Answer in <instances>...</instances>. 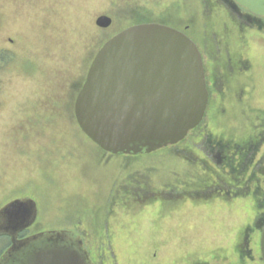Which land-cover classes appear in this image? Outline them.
I'll use <instances>...</instances> for the list:
<instances>
[{"label": "rangeland", "instance_id": "obj_1", "mask_svg": "<svg viewBox=\"0 0 264 264\" xmlns=\"http://www.w3.org/2000/svg\"><path fill=\"white\" fill-rule=\"evenodd\" d=\"M222 7L218 0H0V52L11 57L0 72V209L32 199L38 218L30 235L79 234L95 264H264V196L213 192L221 171L198 132L152 154L111 155L74 115L97 52L131 26L186 31L207 57L225 56L217 46L226 38ZM101 16L112 19L110 28L96 26ZM234 41L231 55L251 61L232 86L236 93L245 85L243 102L228 98L218 107L228 119L215 112L207 125L213 138L240 141L256 135L264 115L253 86L264 70V43L238 49Z\"/></svg>", "mask_w": 264, "mask_h": 264}, {"label": "water", "instance_id": "obj_2", "mask_svg": "<svg viewBox=\"0 0 264 264\" xmlns=\"http://www.w3.org/2000/svg\"><path fill=\"white\" fill-rule=\"evenodd\" d=\"M234 2L264 18V0ZM112 23L101 16L96 26L108 29ZM208 99L196 44L174 28L139 24L115 35L97 52L74 115L83 134L105 153L139 156L184 141L201 124ZM37 216L32 199L15 200L0 211V236H10L13 244L0 264H93L73 232L53 231L17 241ZM261 254L264 261V229Z\"/></svg>", "mask_w": 264, "mask_h": 264}, {"label": "flooded vegetation", "instance_id": "obj_3", "mask_svg": "<svg viewBox=\"0 0 264 264\" xmlns=\"http://www.w3.org/2000/svg\"><path fill=\"white\" fill-rule=\"evenodd\" d=\"M218 1L223 6L222 8L227 16V21L222 26L226 38L223 44H217L218 47H224L225 56L217 54V56L207 57L205 52L194 42L202 55L209 94L208 106L203 121L194 131L199 133L197 137L202 138L199 143L201 144L200 148L205 150L207 157L210 159L208 160L209 163L216 165L217 169L221 171L220 176L215 178V184L211 186L213 192L225 196L238 194L264 196V158H258L260 150L264 147V115H261L259 124L253 126L256 135L252 137L249 134L240 141H235L234 137L230 139H224V136L213 138L209 134L207 125L209 118L215 112H217L216 116L219 120L228 119L226 109H218V107L224 106V102L228 98L238 97V104L243 102L245 85L242 84L236 93H232V86L235 84L234 79L236 77L246 76L250 73L251 61L243 54L233 57L230 53V42L235 43L236 36L238 49L251 43L263 47L259 42L264 43V18L249 13L246 9L237 5L234 0ZM181 32L188 36L186 31ZM253 86L257 91L255 98L263 97L264 99V70L263 72L258 71ZM261 107L264 109V102H262ZM231 116L233 115L231 114ZM235 116L237 117V115ZM232 121L234 120L230 117V120L221 122L222 124H232ZM259 174L263 178L259 177ZM25 199L30 198L19 200ZM36 222L37 219L27 230L20 233L17 241L33 237L34 235H30V233ZM6 238L10 242V247H12V238L10 236Z\"/></svg>", "mask_w": 264, "mask_h": 264}, {"label": "trees", "instance_id": "obj_4", "mask_svg": "<svg viewBox=\"0 0 264 264\" xmlns=\"http://www.w3.org/2000/svg\"><path fill=\"white\" fill-rule=\"evenodd\" d=\"M10 63H11V57H10V54L9 52H6V51H1L0 52V72H5L7 70V68L10 66ZM1 240H7V239H2ZM6 242H8V246L10 245L9 243V240H7ZM8 247L5 249L7 250ZM3 251L2 254L0 255V258L1 256L6 252V251Z\"/></svg>", "mask_w": 264, "mask_h": 264}]
</instances>
